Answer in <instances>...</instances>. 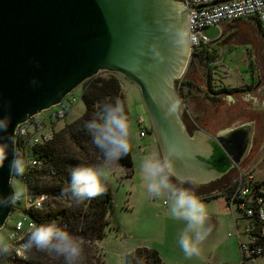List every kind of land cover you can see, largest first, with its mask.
Masks as SVG:
<instances>
[{
  "label": "water",
  "instance_id": "obj_1",
  "mask_svg": "<svg viewBox=\"0 0 264 264\" xmlns=\"http://www.w3.org/2000/svg\"><path fill=\"white\" fill-rule=\"evenodd\" d=\"M187 18L181 0H0V115H12L8 135L0 136L10 145L0 167V195L12 191L17 125L101 71L119 73L139 87L159 149L176 147L179 175H195L204 184L242 161L250 123L213 135L190 132L180 113L170 114L179 98L175 80L192 55ZM170 26L186 32L182 42ZM11 210L0 208V228Z\"/></svg>",
  "mask_w": 264,
  "mask_h": 264
},
{
  "label": "rangeland",
  "instance_id": "obj_2",
  "mask_svg": "<svg viewBox=\"0 0 264 264\" xmlns=\"http://www.w3.org/2000/svg\"><path fill=\"white\" fill-rule=\"evenodd\" d=\"M241 19L253 20L251 17ZM229 29L231 28L225 29L222 37H233V31ZM203 32L210 38H215L219 34L218 28L212 25L205 26ZM235 43L234 46H228L226 51H222L223 55H221L220 50L217 51L213 48L209 49L208 59L201 58L196 54L191 55L186 71L179 79L175 80V88L183 103V110L179 112L180 116L182 119L186 116V120L193 126L194 130L209 127L211 131L215 132L214 125H207V120H200L201 110L196 105L204 97L202 90L204 80H208L213 89L215 86L223 85L222 83L219 84L223 82L221 80L219 83L218 81L215 82L217 75L222 76L224 72L222 68H217L218 65H215L213 61L223 57L230 66L226 76L232 84L229 87L243 89L245 86L243 87L242 82L239 81L241 80L240 77L243 76L244 79L245 76H250L253 69L256 71L255 60L254 68H251L250 52L246 49L247 47L241 43ZM209 62L212 63L209 64ZM98 74L104 75L106 71H101ZM118 75L121 78L123 90V97L120 101L125 104L131 123L133 173L127 175V168L119 162L107 166L109 176L106 184L110 186L113 194L109 209L110 223L106 226L105 236L96 243L98 253L102 255L103 252L105 264H130L126 258L127 253L141 245L156 248L161 257L168 262L167 264L228 263L226 261H230L232 264H240L242 253L236 233L235 217L240 216L241 212L236 206H229L225 196L220 194L210 198L201 197L207 205V223L212 229L200 245L201 255L188 258L180 250L177 238L185 227L184 222L172 218L166 198L156 199L147 193L140 169V164L147 155L160 150L157 140L155 142L154 134L150 133L151 124L140 89L123 75L119 73ZM187 80L190 83H184ZM81 92L82 83L70 92V96H76V102L66 118L55 123L54 127L57 131L84 113L85 104ZM189 101L193 103L191 106L188 105ZM140 114L145 116L149 124V133L145 137H140L139 134L137 118ZM202 122L206 124H200ZM141 146L145 147L144 151L141 150ZM242 165L254 170L255 166L256 172L264 176V170H259V168L264 167V128L259 127L253 133V140L242 160ZM230 173L231 176L225 180L226 183L229 181L228 184H231L234 176L232 169ZM10 182L11 187L16 185L25 189V183L20 177H11ZM18 215L15 213L7 220V228L8 224H11ZM239 222L241 224L242 219H239ZM0 234L3 237L6 230L0 231ZM80 239L82 240V238ZM261 262H264V259Z\"/></svg>",
  "mask_w": 264,
  "mask_h": 264
},
{
  "label": "clouds",
  "instance_id": "obj_3",
  "mask_svg": "<svg viewBox=\"0 0 264 264\" xmlns=\"http://www.w3.org/2000/svg\"><path fill=\"white\" fill-rule=\"evenodd\" d=\"M174 28L177 41L182 42L186 32ZM35 83V81H33ZM183 110L179 98L172 101L170 114ZM12 124V115H0V136H7ZM90 134L92 143L103 153V163L99 166H76L70 169V184L65 189L71 199L78 203L94 199L107 191L106 181L109 176L107 166L119 162L132 150L131 123L125 107L119 99L102 101L97 114L84 125ZM8 143L0 142V167L9 157ZM176 147L168 151H154L147 155L140 164L147 193L156 199L166 198L169 212L175 220L183 221L185 227L179 233L177 244L185 257H199L200 245L212 231L208 226L207 205L198 193L201 184L195 175H179L174 161ZM31 166L17 153L10 161L12 177L23 176ZM26 196V189L12 185L9 195H0V208L14 206ZM37 250L48 254L53 259L63 258V264H83L85 249L83 241L73 234L67 226L51 221L30 225L23 244L16 246L8 239L0 238V255L15 254L27 259V253Z\"/></svg>",
  "mask_w": 264,
  "mask_h": 264
},
{
  "label": "built area",
  "instance_id": "obj_4",
  "mask_svg": "<svg viewBox=\"0 0 264 264\" xmlns=\"http://www.w3.org/2000/svg\"><path fill=\"white\" fill-rule=\"evenodd\" d=\"M188 10L187 32L190 49L193 54L200 53L213 38L204 34L205 26L212 25L218 28L219 34L223 35L224 24L242 17H255L264 33V0H223L214 5L196 8L201 4H208L217 0H181ZM76 102V96L68 93L59 103L44 109L26 121L17 125L14 132L15 155L19 153L23 159L31 161V166L26 170L21 180L25 183L26 196L18 201L6 219L0 231L6 230V234L0 238L8 239L16 246L23 244L27 238L30 225L33 223H45L55 221L66 226L63 219L44 218L47 202L50 198L48 193L33 192L27 183L30 173L46 171L53 173L52 168H47L41 156V146L51 141L56 129V122L66 118L68 112ZM140 129V137L149 133V124L143 114L137 118ZM144 151L145 147L141 146ZM233 179L231 184H223L215 191L216 194L224 195L229 206H236L241 212L235 217L239 246L242 253L240 264H264V176H260L256 170L242 165V161L232 166ZM19 214L11 224L7 220L14 214ZM239 219H242L240 224ZM37 250L28 252L27 259L15 254L0 255V264H29L32 255Z\"/></svg>",
  "mask_w": 264,
  "mask_h": 264
},
{
  "label": "trees",
  "instance_id": "obj_5",
  "mask_svg": "<svg viewBox=\"0 0 264 264\" xmlns=\"http://www.w3.org/2000/svg\"><path fill=\"white\" fill-rule=\"evenodd\" d=\"M201 58H209L207 46L197 53ZM188 81V80H187ZM184 83H190V81ZM238 87L220 86L218 89L209 87L210 92H232ZM82 100L85 111L75 120L56 130L54 138L43 144L41 156L47 168L46 171L32 172L27 183L33 192L48 193L46 212L43 217L63 219L67 228L79 238H82L85 259L83 264H105L96 243L106 234V226L110 223L109 209L112 202V191L106 184L107 191L94 199L78 203L71 199L65 189L70 184L69 171L76 166H99L103 163V153L92 143L90 134L84 125L99 111L102 101L122 99L123 90L121 78L116 72H108L91 76L82 82ZM127 110V109H126ZM128 113V112H127ZM127 168V175L133 173L132 153L119 161ZM219 194H216L218 196ZM130 264H167L156 248L141 245L127 253ZM29 264H63V258L53 259L48 254L36 251ZM228 264V263H222Z\"/></svg>",
  "mask_w": 264,
  "mask_h": 264
},
{
  "label": "crops",
  "instance_id": "obj_6",
  "mask_svg": "<svg viewBox=\"0 0 264 264\" xmlns=\"http://www.w3.org/2000/svg\"><path fill=\"white\" fill-rule=\"evenodd\" d=\"M251 18L253 19L252 21L240 18L232 22H226L224 24V32L225 29L227 30L230 27L231 29L229 30L233 31V37H215L207 45L208 50L211 48L217 51L220 50L221 55H223L222 51H226L228 46H234L233 44L238 42L246 46V49L250 52L251 68H254V60L256 61V71L253 69L250 76H245L244 79L243 76H241L242 78L240 77L241 80L239 81L242 82L243 87L245 86L243 89L232 92H210L209 87L212 88V86H210L208 80H204L202 89L204 97L196 105L201 110L202 115L200 116V120H207V125H214L215 132L211 131L209 127H207L208 129H203L209 133L211 132V134L242 123H250L252 125V133L259 127L264 128V33L261 30L258 20L255 17ZM211 63L209 62V64ZM213 63L218 65L217 68H222L224 72L222 76L217 75L215 82L218 81L219 83L220 80L223 81L219 83L223 84L220 86L229 87L232 85L226 77L230 66L224 61V58L219 57ZM220 86H215V89L220 88ZM192 104V102H188L189 106ZM200 124L205 125L206 123L202 122ZM256 125L258 126L257 128ZM156 140L155 137V142ZM254 168L257 170L255 166ZM259 170L263 171L264 167L259 168ZM223 182L218 181L215 183L214 179L210 182L200 184L198 188L200 197H215V191L218 190ZM163 260L166 261L164 258ZM226 262L232 264L230 261ZM166 263L168 262L166 261Z\"/></svg>",
  "mask_w": 264,
  "mask_h": 264
},
{
  "label": "flooded vegetation",
  "instance_id": "obj_7",
  "mask_svg": "<svg viewBox=\"0 0 264 264\" xmlns=\"http://www.w3.org/2000/svg\"><path fill=\"white\" fill-rule=\"evenodd\" d=\"M188 64H189V61H188ZM188 64H187V67H188ZM187 67H186V69H187ZM186 69H185V71H186ZM184 119L183 120H186V116H184L183 117ZM185 122H187L186 123V126L188 127V129H189V131L190 132H193V126L192 125H190L189 123H188V121L186 120ZM151 124V123H150ZM150 133H152V134H154L153 133V131H152V128L150 129ZM211 133V132H210ZM213 135H215L216 133H212ZM252 140H253V133H252V135H251V140H250V144H251V142H252ZM249 147H250V145H249ZM249 150V149H248ZM243 160V159H242ZM231 169H232V167L221 177V178H219L218 180H215V183H217L218 181H225V180H227V178L228 177H230L231 176V173H230V171H231ZM226 178V179H225ZM216 185H218V184H216Z\"/></svg>",
  "mask_w": 264,
  "mask_h": 264
}]
</instances>
